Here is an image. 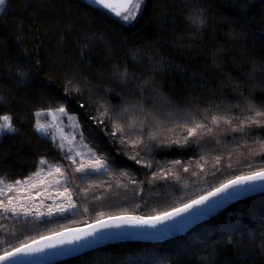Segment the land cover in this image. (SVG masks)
Returning a JSON list of instances; mask_svg holds the SVG:
<instances>
[{
    "label": "trees",
    "instance_id": "obj_1",
    "mask_svg": "<svg viewBox=\"0 0 264 264\" xmlns=\"http://www.w3.org/2000/svg\"><path fill=\"white\" fill-rule=\"evenodd\" d=\"M137 103L138 120L154 119L137 123L141 136L126 130L113 138L115 119L104 106L119 115ZM249 105L264 110V0H146L131 25L84 0H6L0 119L10 117L16 131L0 136V179L30 178L46 160L61 167L75 207L43 219L0 211V255L108 217L160 215L264 170V128L232 131L255 116ZM62 107L104 172H76L71 154L36 132V114ZM217 114L231 126L184 142L182 125L211 126ZM134 139L142 143L133 147ZM55 264H264V193L176 238L115 243Z\"/></svg>",
    "mask_w": 264,
    "mask_h": 264
},
{
    "label": "snow or ice",
    "instance_id": "obj_2",
    "mask_svg": "<svg viewBox=\"0 0 264 264\" xmlns=\"http://www.w3.org/2000/svg\"><path fill=\"white\" fill-rule=\"evenodd\" d=\"M6 0H0V10H2L3 6L5 5ZM94 2L98 6H103L105 9H109V4L106 3V0H94ZM146 4V0H139L137 7L142 10L143 6ZM118 17L121 16V13L116 12L115 13ZM122 19L125 22H130L131 18L129 15L125 14L122 16ZM203 20H200V23H202ZM193 23H196L194 20ZM125 81L129 79V75L127 73H121L120 74ZM147 83V81H145ZM249 107L255 112V116L251 118H245L242 120L238 126V128H232V131H239L244 135L251 136L253 134V126L264 128V110L257 111L255 110L254 105H249ZM208 111V110H206ZM59 112L63 115H67L66 110L62 107L59 109ZM144 113V108L139 103L137 104H129L123 109H121V112L119 115L112 114V110L109 106H104V112L103 115L108 118H114L115 119V126L114 130L112 132V137L115 138L117 136H126V130H130L131 132H136L137 136H141L142 133L136 131V125L137 123H150L151 119H154L151 117V114H146L147 118L146 120H138L137 117ZM111 114V115H110ZM134 114V115H132ZM129 115H132V120L129 122L128 117ZM4 123L0 124V131L2 132H12L14 133L16 129L11 125L10 118L5 116L3 117ZM205 120H207V117H205ZM103 123V121H101ZM189 124L191 126H189ZM223 125L231 126V118L227 117L226 115H212L211 116V126L206 125L203 122H195L191 121L184 125L183 127L186 128L187 136L184 138V142L188 143L189 140L198 134L202 133L205 128H207V132L211 133L213 131V127L219 128ZM43 125L36 128V131L43 132ZM155 136H152V139H155ZM127 142V138L124 141ZM178 142V141H176ZM142 143V140L140 139H134L132 146L135 147ZM91 151V149H90ZM77 155H80V153H77ZM93 156H95V153H93ZM68 158V157H66ZM73 163H76L75 160H73ZM137 163H139V160H137ZM176 164H180L181 161H175ZM47 165L46 160H41L38 165V171L36 172V176L39 177L42 172H44V168ZM150 166V165H148ZM88 168L93 169L94 171H99L100 169L105 167V163L101 159H93L89 162L87 165ZM185 171L188 169L185 168ZM78 173H83L85 171V165L81 164L80 167L75 169ZM54 174L63 175L61 172V167L57 166L54 169H49L47 172V175L44 176V178L39 179L37 182H32L31 178H28L24 181L16 180L13 183H9L4 185L3 187H0V209H2L4 212L11 213L13 215L17 214L15 204L19 202L20 199L27 200L29 203H31L34 199L37 197H45V198H51L49 193L45 190H40L44 188L45 185H48V177L53 176ZM256 181H264V170L261 171H255L252 172L250 175H241L237 176L235 179H231L227 181L224 184H221L219 187L215 188L213 191L209 192L207 195L201 196L198 199L192 200L190 203L184 204L182 207L175 208L171 212H164L157 216L152 217H132V216H117V217H110L109 220L113 221L114 223H108L107 221H97V223L100 225L101 228H108V227H120L122 223H135L136 225H147L148 227L155 228L158 224H163L165 221L173 220L175 217L180 216L182 213L189 212L190 209L197 208L201 205H204L206 201H209L212 197H217L222 193H228L229 189H234L237 187H243L244 185L252 184ZM57 184L60 183V181H56ZM4 181L0 180V185H3ZM33 190H36L35 196H33ZM17 193L23 194L27 193L26 196H20L16 195ZM57 196H66L70 195L68 193L67 188H65L62 192H57ZM7 199V203L4 202V200ZM75 207V205L69 203L67 207L57 204L55 211L57 212H66L68 209ZM21 212L27 214L30 210L28 208H21ZM53 208L51 205L48 206V215H52ZM39 211H37V215H39ZM93 231L96 230L95 226H90ZM93 231H89L85 233L86 236H92ZM57 235H63V233H58ZM83 237L77 235L72 239H62L59 241L60 244H72L74 240L78 241L82 239ZM42 239H50L49 237H45ZM36 243V242H34ZM48 247H54V245H47ZM28 251H42L41 248H35L32 249L30 245H23L20 248H16L12 252L5 253L3 256H0V260H12L14 257L18 256L19 254L25 253V250Z\"/></svg>",
    "mask_w": 264,
    "mask_h": 264
},
{
    "label": "water",
    "instance_id": "obj_3",
    "mask_svg": "<svg viewBox=\"0 0 264 264\" xmlns=\"http://www.w3.org/2000/svg\"><path fill=\"white\" fill-rule=\"evenodd\" d=\"M84 1H86L91 5L97 6L94 0H84ZM208 193L204 195H207ZM262 193H264V181H256L252 184L244 185L243 187L229 189L228 193H222L217 197H212L209 201H206L204 205L190 209L189 212L182 213L180 216L175 217L173 220L165 221L163 224H158L155 228L148 227L147 225H143V226L136 225L134 222L122 223L120 227L101 228L100 225L97 223V221H95L87 225L65 229L53 233L51 235L45 236V237H49L50 239H42L45 237H41L39 239L24 244V245H30L32 249L41 248L43 249L42 251L39 252L28 251L26 249L25 253L19 254L18 256L14 257L12 260H0V264H55L70 258L81 256L85 253L91 252L103 246L111 245L115 243L162 242L185 234L193 227L219 214L221 211H223L224 209H226L227 207L238 201ZM172 210L168 212H171ZM119 216L137 217L133 215H119ZM113 217H117V216H113ZM109 218L110 217L101 220L107 221L108 223H114L113 221L109 220ZM93 225L96 228L95 231H93V229L90 227ZM89 231H93L92 236L84 235ZM58 233H63V235L62 236L57 235ZM77 235L83 238L78 241L74 240L72 244L59 243V241L62 239L64 240L72 239ZM50 244L54 245V247L47 246ZM14 250L15 249L9 252H12ZM4 254L0 256H3Z\"/></svg>",
    "mask_w": 264,
    "mask_h": 264
},
{
    "label": "rangeland",
    "instance_id": "obj_4",
    "mask_svg": "<svg viewBox=\"0 0 264 264\" xmlns=\"http://www.w3.org/2000/svg\"><path fill=\"white\" fill-rule=\"evenodd\" d=\"M139 0H106V3L109 4V9L103 8V6H97L98 9L108 14L110 17L118 21L119 23L123 25H131L135 22V20L138 18V16L141 13V9L137 7ZM4 7V6H3ZM3 9V8H2ZM2 10H0L1 12ZM119 12L121 13V16H117L115 13ZM129 15L131 18L130 22H125L122 19L123 15ZM67 115H63L59 112V109L56 110H49L45 112H40L36 114V120L34 128L36 130L37 127L43 125V132H38L40 135H43L50 139L54 145H56L61 150L67 151L71 154L72 161L75 160V168L80 167L81 164L85 165V171L80 174H87V173H100L104 172L107 169V164L105 163V167L100 169L99 171H94L91 168H88L87 165L89 162L93 159H97L96 155L93 156L94 150L91 149L88 145H86L83 141V139L80 136L79 132V125L77 122L76 117L67 112ZM8 117V116H7ZM10 118V117H9ZM4 120L3 117L0 119V124H3ZM10 123L11 118H10ZM12 132H2L0 131V136L4 134H8ZM91 149V151H90ZM77 153H80V155H77ZM54 166L46 165L44 168V172L41 173L39 177L34 174V176L30 177L32 182H37L39 179L44 178V176L47 175V172L49 169H54ZM28 179V178H27ZM2 180V179H0ZM26 180V179H24ZM20 180V181H24ZM4 184L0 185V187H3L6 184L13 183L10 181L3 180ZM56 181H60L59 184L56 183ZM64 179L59 174H54L53 176L48 177V185H45L44 188L40 190H45L49 193L51 198H45L43 196L37 197L34 199L31 203H29L27 200L20 199L18 203L15 204L17 214L15 215H24L25 213L21 212V208H28L30 211L27 213L31 214L33 211L34 215L38 219L48 218L53 215H63L69 211H71L73 208L68 209L66 212H57L55 211L56 205H62L67 207L69 203L73 204L71 199L69 198V195L66 196H57V192H62L65 188L64 186ZM36 190H33V196H35ZM18 197L20 196H26L27 193H17ZM5 203H7V199L4 200ZM51 205L53 208L52 215H48V206ZM1 212L6 213L8 215H12L11 213L4 212L2 209H0ZM37 211H39V215H37ZM32 215V214H31Z\"/></svg>",
    "mask_w": 264,
    "mask_h": 264
},
{
    "label": "flooded vegetation",
    "instance_id": "obj_5",
    "mask_svg": "<svg viewBox=\"0 0 264 264\" xmlns=\"http://www.w3.org/2000/svg\"><path fill=\"white\" fill-rule=\"evenodd\" d=\"M97 6H98V5H97ZM97 6H96V7H97Z\"/></svg>",
    "mask_w": 264,
    "mask_h": 264
}]
</instances>
